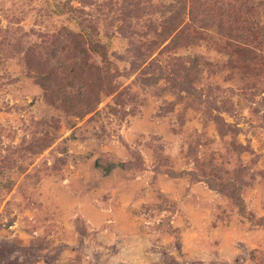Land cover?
<instances>
[{
    "label": "rangeland",
    "instance_id": "obj_1",
    "mask_svg": "<svg viewBox=\"0 0 264 264\" xmlns=\"http://www.w3.org/2000/svg\"><path fill=\"white\" fill-rule=\"evenodd\" d=\"M193 1L0 0V264H264V0Z\"/></svg>",
    "mask_w": 264,
    "mask_h": 264
},
{
    "label": "trees",
    "instance_id": "obj_2",
    "mask_svg": "<svg viewBox=\"0 0 264 264\" xmlns=\"http://www.w3.org/2000/svg\"><path fill=\"white\" fill-rule=\"evenodd\" d=\"M229 4L232 5V8L238 9L231 10L232 8H230ZM197 7H200V9L204 8L203 10H201V16H203L202 22L206 19L215 20V23L218 21L217 24L220 28V32L222 34H227L231 39L238 41H250L258 36L259 30L257 27V34L255 30H251L249 32V30L246 29L247 27H255V22L252 24H248L250 22H247L246 20L243 22L240 21V19L242 18L241 14L244 8H249L248 10L252 12L256 11L257 6L252 5V2L250 1L246 2L244 0H227L225 1V3H223L219 0H194L192 3V8ZM258 8H260L259 5ZM194 18V20L197 21V17ZM238 21H240V23ZM252 31L254 32V34H256L255 36L252 35Z\"/></svg>",
    "mask_w": 264,
    "mask_h": 264
}]
</instances>
